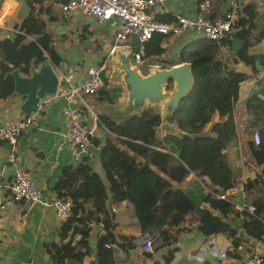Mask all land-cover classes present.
<instances>
[{
	"label": "trees",
	"instance_id": "obj_1",
	"mask_svg": "<svg viewBox=\"0 0 264 264\" xmlns=\"http://www.w3.org/2000/svg\"><path fill=\"white\" fill-rule=\"evenodd\" d=\"M64 1L27 0L28 10L16 25L19 32L10 39L0 38V98L14 94L12 69L17 68L27 74L29 67L36 66L45 58L52 66H61L63 58L55 50L53 34L46 30L45 23L59 18L53 5ZM237 13L236 30L228 32L220 41L195 37L179 49L177 62L190 63L192 85L168 120L193 136L180 139L166 134L156 138L154 128L158 124L159 113L155 107L143 108L140 116L122 122L97 115V125L108 132L103 141L98 134L92 138L93 145L98 146L95 154L102 175L92 169L88 157H83L82 162L73 166L65 165L53 182L51 189L55 197H68L71 207L68 217L60 221L57 240L42 244L49 264H97L107 248L105 243L130 248L132 240H141L143 232L150 226L156 228L158 235L152 249L175 243L177 234L190 228L204 237L224 233L230 244L237 247L243 238L236 234L237 230L229 220L238 218L241 231L264 243V98H259L256 93L250 94L239 107L251 116L245 149L255 169L251 177L243 178L242 193L238 197L240 201L252 204L253 212L249 214L235 207L236 194L231 202L229 194L228 199L215 196L241 179L232 171L222 150L233 134L231 109L236 106L239 83L249 74V70H243L240 64H247L254 70L259 61H264V54L246 52L247 47L264 36L263 28L248 38L255 24V6L252 2L243 3ZM156 18L170 21L157 15ZM63 21L61 18L59 23ZM92 33L83 25L77 38L84 42ZM220 45L225 47L222 54ZM91 49L98 50L99 44H92ZM107 85L104 77V85L94 97L107 102L119 99L120 88ZM214 111L221 119L209 124ZM206 129L215 133L219 149L206 150L194 146L189 149L192 145L187 143L186 147L183 146V140L193 142L197 139L196 134ZM254 129L257 130L258 142L253 138ZM204 138L208 140V137ZM168 142L177 147L176 157L161 150H170ZM189 173L200 179L201 184L197 188L183 190L173 186L172 182L180 183ZM6 192L9 193L8 188ZM121 201L131 206L139 230L130 236L119 234L118 240L111 234L114 223L106 206ZM95 223L100 224L103 232L97 234L92 250L88 235L91 224ZM75 235L78 236L76 239ZM174 249L175 246L167 249L160 264L168 263ZM151 252L145 251L144 254L150 256ZM239 259L235 252L226 251L221 260L223 264H236Z\"/></svg>",
	"mask_w": 264,
	"mask_h": 264
},
{
	"label": "crops",
	"instance_id": "obj_2",
	"mask_svg": "<svg viewBox=\"0 0 264 264\" xmlns=\"http://www.w3.org/2000/svg\"><path fill=\"white\" fill-rule=\"evenodd\" d=\"M26 1L27 0H0V15L5 18L4 27H0V38H3L2 34L4 31H7L10 27H16L22 17H24L28 10ZM228 1L229 0H216L221 8H225ZM236 2H239L241 5L243 3L252 2L255 6V24L248 36V38L251 39L258 30L264 28V0H236ZM195 3L196 0H165L163 10L159 11L156 15L160 19L169 20L174 19L176 14L184 13L190 15L195 10ZM53 6L54 9L57 10L59 18L53 22L45 23V27L46 30L51 31L53 34L52 42L55 46V50L63 58L62 63H77L79 61V65L85 66L88 63L97 61L100 55H105L106 62L107 54H104L101 50V41L96 39L95 35L97 33L104 35L108 38V42L110 43L111 33H101L100 31L95 33V29L90 28L87 23H78L79 28L74 30L73 33H68L66 35L67 40H64V33H67L69 29V20L65 19L60 14L57 4ZM18 8L21 9V15H18L19 13L16 14ZM12 17H14V19H12ZM61 18L64 20L63 23H59ZM82 24L93 31L91 36L84 42H80L77 38L79 30L83 26ZM60 25L68 26V29L62 33L55 32V29ZM108 31L110 32L109 28ZM192 38L193 36L190 34L179 36L169 47H163L160 55L168 59V65L171 63L173 64V62L177 61V55L181 45L190 42ZM60 39L63 43H66L64 45L71 44V48L69 50L58 48L59 52L56 47ZM93 39L99 44L98 50L91 49V45H95L94 42L91 43ZM85 45H87V47H85ZM246 52L264 54V36L250 47H247ZM93 57L94 59H92ZM240 67L243 70H249V74L239 83L237 97L234 102L236 106L234 110L231 109L234 127L233 134L222 150L226 155L232 171L242 179L251 177L255 167L251 163L245 149V141L248 132H250L248 122L251 120V116L239 107L242 106L244 101L252 93H256L259 98H264V61H259L255 65L256 69L254 68V70L249 69V65L244 63L240 64ZM108 72L109 67L107 65V73L104 75L106 80ZM119 98H121V96ZM85 99L91 110H95L100 104L99 102H102L97 100L94 95H86ZM46 101V103L44 102L45 104L43 103L41 106L43 108L35 112L37 113V117L34 119V124L19 136L16 146V155L18 162L29 170L35 184L40 188L41 197L45 200H51L55 197V192L51 189L53 182L61 173L62 168L69 164L70 156L68 155L66 144L62 143L58 136V133L63 129V122L59 113V106L62 103L60 99L54 100L53 98ZM20 102L21 99L15 94L0 98V122L21 116L22 113L18 107ZM155 108L157 109L156 106ZM220 119L219 114L214 111L210 117L209 124ZM209 124L207 123V128ZM101 129L104 128L99 127V136H102ZM161 137L162 136H159V138ZM204 137H208V140ZM196 138L197 139L193 142L191 140H183V146L187 143L188 145H192L189 146V149L193 148V146L198 149L206 148V150H216L220 148L219 144L214 139L215 133L212 131L207 129L202 130L200 133L196 134ZM167 147L176 149L173 143L168 144ZM161 150L166 151L163 148H161ZM7 152V144L5 142H0V241L5 248V254L0 258V264H49L42 244L44 242L57 240V231L60 221L57 219L51 206L36 203L28 207L26 202H13L8 198V193L6 192L4 184H6L11 177L12 166L6 162ZM91 156L90 161L92 169L101 174V169L97 170L99 165L97 155L92 153ZM172 184L174 187L187 190L190 188H197V186L201 184V181L193 175V173H189L180 183L172 182ZM234 199L235 196L233 197V200ZM204 204L207 205V203ZM84 205L86 206L88 203ZM111 207L114 209L111 210ZM106 208L112 213V221L114 223L111 232L112 236H115V238L119 240V234L130 236L138 233L139 228L133 210L126 202L121 201L115 205H107ZM229 221L233 227L234 224L238 225L236 234L241 237L242 232L239 227L240 218ZM156 231L155 227L150 226L145 229L143 234L150 235L152 233L155 235ZM102 232L103 229L100 224H91L88 243L92 250H94L97 234ZM77 237V235L74 236L75 239ZM213 237L215 238V242L209 247L203 242L206 238L201 233L197 232V230L194 228L184 229L177 234L175 243L152 249L150 256L144 254L145 251L149 250H143L141 248V240H132L133 246L130 248H122L117 247L115 244H110V247L106 248L103 256L97 260V264H155V262H159L160 264L163 262V257L167 249L173 246H175V249L167 264H223L220 258V253L223 250L235 252V254L240 257L252 252H264V243L254 239H242L237 247H233L224 233L213 234ZM153 246H155V244ZM81 264H86V262Z\"/></svg>",
	"mask_w": 264,
	"mask_h": 264
},
{
	"label": "built area",
	"instance_id": "obj_3",
	"mask_svg": "<svg viewBox=\"0 0 264 264\" xmlns=\"http://www.w3.org/2000/svg\"><path fill=\"white\" fill-rule=\"evenodd\" d=\"M164 3L165 0H65L57 3V7L60 14L67 20L83 16L84 23L89 25V22H94L92 28L100 26L109 28L111 47L127 46L130 49L131 63L137 65L140 70L142 65H146V68L153 65H168V59L161 56L160 52L163 47H169L181 35L190 34L193 38L205 37L220 41L228 32L237 28V11L241 8V4L236 0H229L225 8H221L216 0H196L193 13L176 14L170 21L156 18V14L163 10ZM4 21L5 18L0 15V27H4ZM17 32L19 30L13 26L4 31L2 37L10 39ZM156 43L157 46H153ZM224 48V45L219 46L221 54ZM105 58L100 55L97 61L85 66L69 62L64 63L63 67L52 66L54 71L58 72V78L63 80V83L57 86L55 93L40 99L36 110L29 114L0 122V142L7 144L6 162L12 166L9 183L4 184L9 189L8 198L11 201L23 200L28 207L36 203L48 205L53 208L58 220L63 221L68 217L71 200L68 197H54L51 200L41 197V190L35 184L31 173L18 162L17 141L19 136L34 124V119L37 117L35 112L43 108L41 106L46 100L60 99L62 104L59 106V113L63 129L58 136L67 146L70 156L69 164L73 166L82 162L83 157H88L90 160L91 154L98 151V146L93 145L92 138L97 136L99 127H104L97 125V115L92 113L85 96L94 95L104 85V75L107 73ZM87 117L90 118L89 121L86 120ZM253 138L255 142H258L256 129L253 130ZM171 154L175 156L173 152ZM242 179L233 187L218 192L215 196L228 199L229 194L228 200L231 202L236 194L235 207L252 214L254 206L240 201L238 197V194L242 193L244 183ZM157 236V231L155 235L143 234L141 248L151 251ZM205 238L204 244L211 247L215 238L213 235ZM105 245L110 247L107 243ZM225 252L226 250H223L220 253L221 259ZM4 254L5 248L0 241V258ZM236 264H264L263 253L254 252L245 255Z\"/></svg>",
	"mask_w": 264,
	"mask_h": 264
},
{
	"label": "water",
	"instance_id": "obj_4",
	"mask_svg": "<svg viewBox=\"0 0 264 264\" xmlns=\"http://www.w3.org/2000/svg\"><path fill=\"white\" fill-rule=\"evenodd\" d=\"M67 29L68 26L60 25L55 32L62 33ZM95 38L101 41V50L107 54V87H119L121 98L113 102H99L92 113L106 116L113 122H122L140 116L143 108L156 106L159 113L158 124L154 128L156 138L166 134L180 139L188 136L189 134L168 118L191 88L190 63L181 61L168 66L153 65L142 72L137 65L131 63L130 49L127 46L111 47L108 38L99 33ZM10 74L13 78L14 94L21 99L19 110L24 115L36 110L38 101L44 96L53 95L57 86L63 83L46 58L36 66L29 67L27 74L21 73L17 68L12 69ZM86 120L89 121L90 118L87 117Z\"/></svg>",
	"mask_w": 264,
	"mask_h": 264
},
{
	"label": "rangeland",
	"instance_id": "obj_5",
	"mask_svg": "<svg viewBox=\"0 0 264 264\" xmlns=\"http://www.w3.org/2000/svg\"><path fill=\"white\" fill-rule=\"evenodd\" d=\"M17 13H19L18 15H21V9L20 8H18L17 9V11H16V14ZM12 19H14V17H12ZM81 20H84V18H83V16H78V17H76V18H73V19H71V20H69L68 21V23H69V29H68V32L66 33H64L65 34V39L64 40H67L66 39V35L68 34V33H73V31L74 30H76L77 28H79V26H78V23H83L84 24V22L83 21H81ZM82 24V25H83ZM81 25V26H82ZM94 25V22L93 21H91V22H89V25L88 26H90V28H92L91 26H93ZM94 29H95V33L96 32H98V31H100L101 33H111V32H109L108 31V28H105V27H102V26H100V27H98V28H96V27H94ZM94 33V34H95ZM3 35V34H2ZM94 36V35H93ZM59 44H57V49L58 48H63L64 50H69L70 48H71V44H68V45H64V44H66V43H63V41L60 39L59 41ZM97 43L96 42V40H92L91 41V43ZM71 43H72V41H71ZM61 46V47H60ZM83 47V46H82ZM85 47H87V45H85ZM84 47V48H85ZM58 51H59V49H58ZM60 52V51H59ZM62 52V51H61ZM92 59H94V57L92 58ZM79 60V59H78ZM91 61H93V60H91ZM77 63H79V61L77 62ZM74 64H76V63H74ZM64 66V64L63 63H61V67H63ZM140 68H141V70L144 72L145 70H146V65H142V66H140ZM168 87H169V85H168ZM168 89V88H167ZM120 96V95H119ZM118 96V97H119ZM101 134H102V136H100V139L103 141L104 140V137L106 136V133H107V131H105L104 129H101ZM108 134V133H107ZM110 134V133H109ZM111 135V134H110ZM168 144H170V142H168ZM176 150H177V148H176ZM247 166V165H246ZM247 168H248V166H247ZM100 169V166L98 165V167H97V170H99ZM241 223V222H240ZM234 227L235 228H237L238 227V225L237 224H234ZM239 227H240V225H239ZM241 232H243V231H241ZM252 244V243H251Z\"/></svg>",
	"mask_w": 264,
	"mask_h": 264
},
{
	"label": "clouds",
	"instance_id": "obj_6",
	"mask_svg": "<svg viewBox=\"0 0 264 264\" xmlns=\"http://www.w3.org/2000/svg\"><path fill=\"white\" fill-rule=\"evenodd\" d=\"M168 62V61H167ZM173 63H177V61L176 62H173ZM172 64V63H171ZM170 65V64H169ZM166 66H168V65H166ZM34 111V110H33ZM22 115H24V114H22ZM177 148V147H176ZM163 149H165L166 151H168L170 154H171V152H173L174 154H175V156L174 157H176V149H174V148H170V150H168L167 148H163ZM172 155V154H171ZM173 156V155H172ZM60 221V220H59ZM213 235V234H212ZM241 238H243V239H252V238H250L249 236H247L245 233H244V231H243V233H241ZM110 245V244H109ZM107 248H109V247H107ZM252 253H254V252H252ZM259 253H263V256H264V252H259ZM241 258V257H240ZM239 261V260H238ZM237 263V262H236Z\"/></svg>",
	"mask_w": 264,
	"mask_h": 264
}]
</instances>
